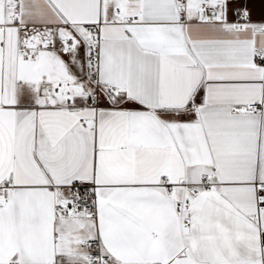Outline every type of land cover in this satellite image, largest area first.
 <instances>
[{"label":"snow or ice","instance_id":"1","mask_svg":"<svg viewBox=\"0 0 264 264\" xmlns=\"http://www.w3.org/2000/svg\"><path fill=\"white\" fill-rule=\"evenodd\" d=\"M0 264H264V0H0Z\"/></svg>","mask_w":264,"mask_h":264},{"label":"crops","instance_id":"2","mask_svg":"<svg viewBox=\"0 0 264 264\" xmlns=\"http://www.w3.org/2000/svg\"><path fill=\"white\" fill-rule=\"evenodd\" d=\"M257 12H258V9H257Z\"/></svg>","mask_w":264,"mask_h":264}]
</instances>
